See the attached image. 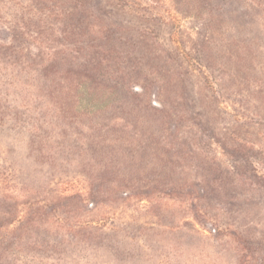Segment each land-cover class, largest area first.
<instances>
[{
    "label": "rangeland",
    "instance_id": "obj_1",
    "mask_svg": "<svg viewBox=\"0 0 264 264\" xmlns=\"http://www.w3.org/2000/svg\"><path fill=\"white\" fill-rule=\"evenodd\" d=\"M74 6L53 132L0 129V264H264V0Z\"/></svg>",
    "mask_w": 264,
    "mask_h": 264
},
{
    "label": "trees",
    "instance_id": "obj_2",
    "mask_svg": "<svg viewBox=\"0 0 264 264\" xmlns=\"http://www.w3.org/2000/svg\"><path fill=\"white\" fill-rule=\"evenodd\" d=\"M86 1L0 0V43L8 46H0L3 57L7 60L6 68L0 67V129L6 121L5 127L10 130L19 129L41 138L48 137V134L53 132L52 117L44 121L36 118L35 101L42 99L40 93L44 92L47 98L53 99L58 88L66 90V85L58 82L60 73L56 74L54 66L60 61L72 59L71 48H74V52L79 54L78 57L81 56L83 61L91 62L87 56L83 55L87 52L86 49L97 48L92 44L96 42V39L87 41L85 32L77 31L78 27L74 26V20L72 21L74 12L65 11L68 3L75 5L76 8L79 6L83 8ZM4 48L7 51L4 52ZM83 66L85 67V64ZM62 76L66 77L67 72H63ZM14 90L17 94L11 92ZM12 102L15 104L10 106ZM64 117L68 115L65 114ZM43 132L46 133L43 134ZM0 174H2L0 183L4 184L5 189L8 190L9 185L12 188L8 182L12 180L8 178L9 173L0 171ZM105 184L102 182L101 188ZM85 195L87 197L88 194ZM32 198L34 202L27 207L23 204L22 209H28V212H34V214H38L37 211L55 212L53 207L43 206L45 202L40 200L37 194ZM90 210L93 211V209ZM76 219L80 228L92 226L89 223L93 221L88 220V222L84 216ZM5 251L6 248L0 241V254L3 255Z\"/></svg>",
    "mask_w": 264,
    "mask_h": 264
}]
</instances>
